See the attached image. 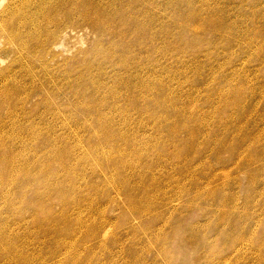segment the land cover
Instances as JSON below:
<instances>
[{"label": "rangeland", "instance_id": "rangeland-1", "mask_svg": "<svg viewBox=\"0 0 264 264\" xmlns=\"http://www.w3.org/2000/svg\"><path fill=\"white\" fill-rule=\"evenodd\" d=\"M50 1L0 0V155L15 160L14 180L0 183V264H223L218 255L224 264H264V0H194L203 17L195 19L187 0H136L149 30L163 34L131 32L123 49L116 40L113 59L136 62L127 72L110 71L109 58L100 69L95 57L108 36L98 41L86 26L59 39L43 68L27 17L40 19ZM186 23L196 31L181 30ZM140 76L159 89L139 88ZM120 78L140 92L136 104L128 91L112 99ZM65 150L63 162L54 151ZM48 213L49 224L36 220Z\"/></svg>", "mask_w": 264, "mask_h": 264}, {"label": "bare ground", "instance_id": "bare-ground-1", "mask_svg": "<svg viewBox=\"0 0 264 264\" xmlns=\"http://www.w3.org/2000/svg\"><path fill=\"white\" fill-rule=\"evenodd\" d=\"M116 1H118V0H51L49 3L48 2H43V4H41L40 5V7H39V9L38 10H40V11H43V15L41 16V18L39 19L37 16H29V17H27V24H29L30 25V29L28 30V31H26V33H27V35H28V37L32 40V42L33 43H35V44H37V47H38V49H37V58L39 59V61H41V65L43 66V68H47V66H48V64H49V62L51 61V60H54V57H56L57 55H58V52L56 51V49H57V45H61V43L60 44H58V42H59V39L61 40V38L63 39V38H65V37H67V36H69L70 34H71V36H72V34H75L76 33V31L74 30V28H75V26H86L91 32H93V33H95L96 34V36H97V40L98 41H103L107 36H108V38H107V40H106V43H108L105 47H104V49H103V51L101 52V53H99V55H98V57H95V61L97 62V63H100V65H99V67H100V69H103V66H101V64H102V61H105L106 60V58H109V59H107L106 61H108V60H111V61H113L112 63H110V66H111V68H110V71L112 70V71H116L117 69H119V68H123V70H125L126 72H127V66H132V64L134 63H136L134 60H126V58H125V54L124 53H119V54H117V60H114L113 59V52L115 51V48H116V40H122V41H124V39L127 37V35L129 34V33H134V32H136L137 34H141V32L142 31H145L146 29H151V27H150V22H151V19H148V12L147 11H144L145 13H146V16H145V18H140V16H142L143 15V13L142 14H138V13H136L137 11L134 9V5H132V3L134 2H136V0H131L130 2H129V4H124V5H126V6H124L125 8H121V7H123V2L121 3L122 4V6H120V7H114L113 6V3L114 2H116ZM128 1V0H127ZM137 1H139V0H137ZM146 1V0H145ZM149 1V0H148ZM185 1V0H184ZM125 2V1H124ZM147 2V1H146ZM183 2V1H182ZM126 3V2H125ZM181 3V2H180ZM117 4H118V2H117ZM120 4V5H121ZM146 4V3H145ZM149 4V3H148ZM147 4V5H148ZM201 5H203V3L201 4ZM117 6H119V5H117ZM198 6H200V5H198ZM205 6V7H204ZM79 7H81L80 9H79ZM148 7V6H147ZM202 7V6H201ZM120 8V9H119ZM147 8H145V10H146ZM176 10H177V12H176V14L178 15V17L179 16H182V14H183V12H182V10H183V8H181V7H178V8H176ZM186 10H188L187 11V14H188V12H190L188 15V17H191V18H193V19H195V18H197V17H200V18H203L202 17V14H201V12H200V9H197V7H196V5H195V1L194 0H187V3H186ZM202 10H207V12L208 11H210L209 10V6L208 5H203V9ZM136 11V12H135ZM142 12V11H141ZM204 12V11H203ZM206 12V13H207ZM138 14V15H136V14ZM185 13V12H184ZM175 14V15H176ZM187 14H185V15H187ZM204 14H205V12H204ZM203 14V15H204ZM176 15V16H177ZM184 15V14H183ZM175 16V17H176ZM177 18V17H176ZM205 18V17H204ZM183 19H185V18H183ZM182 19V21L184 22V20ZM187 19V18H186ZM177 21V20H176ZM180 21V20H179ZM187 21H188V19H187ZM215 22V21H214ZM213 21L211 22V21H208L206 24L208 25V29L209 28H211V26H215V24H216V22L215 23H213ZM8 25H9V23H8ZM53 26V29H48V26ZM160 26V25H159ZM163 26V25H162ZM193 26H195V25H193ZM193 26H190V24L188 23H186V24H182L180 27H181V30H184V31H188V32H190L189 31V28L191 29V31H192V29L193 30H195L196 31V27H193ZM197 26V25H196ZM179 27V26H178ZM193 27V28H192ZM80 28V27H79ZM159 28V27H158ZM163 28V27H162ZM73 29V30H72ZM76 29V28H75ZM199 29V28H198ZM197 29V30H198ZM215 29H217V28H215ZM215 29H214V31H215ZM212 30H213V28H212ZM198 31H200V29L198 30ZM220 31V30H219ZM15 32V35L17 36V38H19V40H21V44H23V42L24 41H27L23 36H22V34H21V32L19 31V29H18V27H17V31H14ZM215 32H218V30H216ZM25 33V34H26ZM131 33V34H132ZM159 33V35H158V37L159 36H161V34H163V32H162V30L161 29H157V31H152V30H149V35H151L152 37L154 36V38L156 37V35ZM136 34V35H137ZM131 38L133 37V39H135L134 38V35H131L130 36ZM161 38V37H160ZM132 39V40H133ZM150 39V38H149ZM156 39V38H155ZM155 39H153L154 41H155ZM138 40V39H137ZM136 40V41H137ZM140 40H141V38H140ZM156 40H158V39H156ZM121 41V42H122ZM126 41V45H127V42H128V39L127 40H125ZM124 41V42H125ZM130 41V40H129ZM134 41V40H133ZM132 41V42H133ZM151 41V40H150ZM264 41V40H263ZM118 42V41H117ZM147 42H149V41H147ZM152 42V41H151ZM123 43V42H122ZM129 43H131V42H129ZM155 43H156V41H155ZM117 44H119V42L117 43ZM121 44V43H120ZM125 43H123L122 44V49L124 48V46H126V45H124ZM103 45V44H102ZM131 45V44H130ZM130 45H128V47L130 46ZM135 45V44H134ZM145 45V47L146 46H148V43L147 44H144ZM121 46V45H120ZM155 47V46H154ZM92 48V47H91ZM103 48V47H102ZM130 48H132V47H130ZM135 48V47H134ZM140 47H138V49H139ZM156 48V47H155ZM141 49H142V46H141ZM86 50V49H85ZM127 50V49H126ZM134 50V49H133ZM156 50V49H155ZM129 49H128V51H127V53H129ZM136 51H137V49H136ZM121 52V51H120ZM88 53V52H87ZM134 53H141L140 51L139 52H134ZM133 54V53H132ZM87 55V54H86ZM131 55V54H130ZM141 55V54H140ZM96 56V55H95ZM120 56L122 57V58H120ZM134 57V56H133ZM137 57V56H136ZM130 58H132V56L130 57ZM143 59V58H142ZM146 59V58H145ZM144 59V60H145ZM135 60H137V59H135ZM110 61V62H111ZM143 61V60H142ZM139 65H140V62H137ZM142 63V62H141ZM109 64V63H108ZM138 64H136V65H138ZM108 66V65H107ZM137 67V66H136ZM130 69V68H129ZM132 70L134 69V68H131ZM130 69V70H131ZM147 69H148V67H147ZM157 69V68H156ZM149 70V69H148ZM134 71H136V70H134ZM151 71V70H150ZM104 72H105V74H107L106 73V71L104 70ZM133 72V71H132ZM153 72L155 73V70H153ZM111 73V72H110ZM116 72H114V74H115ZM124 73V72H123ZM130 73H131V71H130ZM136 73H139V72H136ZM150 73H152V71L150 72ZM119 74V72L116 74V75H118ZM129 74V73H128ZM127 75V74H126ZM135 75V74H134ZM133 75V76H134ZM143 75H144V73H143ZM146 75V74H145ZM148 75V74H147ZM146 75V76H147ZM112 76V75H111ZM121 76V75H120ZM123 76H125V75H123ZM139 76V75H138ZM146 76H140L141 77V79L139 78L138 79V81L136 82L137 83V85H140V87L139 88H145V90L146 91H148V90H150V91H152L151 89H153V88H156L155 86H156V84H154L153 85V83H152V81H150L151 82V84L153 85L152 86V88H151V85H149L150 84V82H149V84H147V81L146 80H148V79H146ZM151 76H153L152 74H151ZM155 76V75H154ZM54 77V76H53ZM108 77H109V74H108ZM114 77H115V75H114ZM118 77H119V75H118ZM129 77H131L132 78V76H131V74H130V76ZM135 77H136V75H135ZM134 77V78H135ZM145 77V80H142V78H144ZM148 77V76H147ZM72 78V77H71ZM116 78V77H115ZM126 78V77H125ZM124 77L122 78V79H125ZM138 78V77H137ZM136 78V79H137ZM114 79V78H113ZM117 79V78H116ZM121 78H120V81L119 82H117L116 84H117V86H118V84H120L119 85V87H117V89H118V91H117V89L115 88V86H114V89H113V91H114V93H113V96H112V99H114L115 100V98L116 97H120V95L122 94V93H124V92H126V91H128L129 92V94H127L126 93V95H128V98L127 99H131L133 102L131 103V104H136L137 102H138V100H139V95H138V93L140 94V92L138 91L137 92V90H136V88L134 89V88H132V87H130V85L131 84H129V86H128V84L126 83V84H124L127 80H125V82L123 83ZM132 80H133V78H132ZM131 80V81H132ZM152 80V79H151ZM237 80V79H236ZM116 80H114V82H115ZM118 81V80H117ZM131 81H130V83H131ZM164 81V80H163ZM113 82V83H114ZM128 82H129V80H128ZM104 83H106L105 82V80H104ZM111 83V82H110ZM109 83V84H110ZM109 84L107 85V86H109ZM133 84H135V83H133ZM102 85H104V84H102ZM111 85V84H110ZM113 85H115V83L113 84ZM121 85H126L125 87H124V89H121V91H119V88H120V86ZM161 85V84H160ZM106 86V87H107ZM128 86V88H126ZM133 86V85H132ZM105 87V86H104ZM122 87V86H121ZM137 87V86H136ZM110 88H112V86H110ZM109 88V89H110ZM157 89H159V88H156V90ZM9 90V89H8ZM16 90V89H15ZM14 90V92L16 93V91ZM123 90V91H122ZM141 90V89H140ZM144 90V89H143ZM142 90V91H143ZM155 90V89H154ZM110 91H112L111 89H110ZM109 90H108V92H110ZM6 92H8V93H6V94H8V95H14L13 94V92L12 91H6ZM78 92V91H77ZM107 92V91H106ZM108 92H107V95H108ZM155 92V91H154ZM144 93V92H143ZM148 93H149V91H148ZM157 93V92H156ZM104 94H106V93H103V95ZM110 94H111V92H110ZM109 94V95H110ZM125 94V93H124ZM141 94H142V92H141ZM152 94V93H151ZM11 95V96H12ZM16 95V94H15ZM148 95V94H147ZM30 95L28 94V96L26 97V95H25V100H27L28 99V97H29ZM125 96V95H124ZM17 97H18V95H17ZM108 97V96H107ZM144 97H145V95H144ZM143 97V95H142V98H144ZM151 97V96H150ZM9 98H12V97H9ZM109 98V97H108ZM124 98V97H123ZM141 98V99H142ZM12 99H15V98H12ZM111 99V98H110ZM122 99V98H121ZM126 99V100H127ZM125 100V101H126ZM153 101V103H156V105H161L160 104V102H157V99H156V101H155V99L153 98H150V101ZM161 100V99H160ZM21 101V100H20ZM19 101V102H20ZM113 101V100H112ZM122 101H123V99H122ZM124 101V102H125ZM143 100H141V102H142ZM94 102H96V100L94 101ZM109 102H111V101H109ZM120 102H121V100H120ZM123 102V103H124ZM80 103V102H79ZM122 103V102H121ZM52 104H55V102L54 103H52ZM59 104V103H58ZM116 104V103H115ZM114 104V105H115ZM79 105V104H78ZM81 105V104H80ZM147 105V104H146ZM146 105H144V106H146ZM55 106V105H54ZM58 106V105H57ZM61 106V105H60ZM90 106V105H89ZM121 106V105H120ZM123 106V105H122ZM56 107V106H55ZM80 107V106H79ZM78 107V108H79ZM82 107V106H81ZM80 107V108H81ZM91 107V106H90ZM83 108V107H82ZM118 108V107H117ZM146 108V107H145ZM149 109V108H148ZM151 109V108H150ZM147 110V109H146ZM149 112H150V110H148ZM146 112V111H145ZM108 114H109V112H108ZM108 114L106 115V116H108ZM100 115V114H99ZM110 115V114H109ZM101 116V115H100ZM99 116V117H100ZM105 116V117H106ZM104 117V116H103ZM111 117V116H110ZM102 118V117H101ZM97 119V118H96ZM95 119V120H96ZM98 119H100V118H98ZM108 120V119H107ZM106 120V121H107ZM109 120H111V119H109ZM109 120H108V122H109ZM63 121V120H62ZM98 121V120H97ZM102 121V120H101ZM103 121H105V119L103 120ZM105 121V122H106ZM107 122V123H108ZM116 122V121H115ZM102 123V122H101ZM200 123V122H199ZM202 123V122H201ZM200 123V124H201ZM92 124V123H91ZM90 123H89V125H91ZM109 125H110V122H109ZM113 125V124H112ZM116 125V124H115ZM198 125V124H197ZM206 126V125H205ZM31 127V126H30ZM35 127V126H34ZM90 127V126H89ZM98 127H99V125H98ZM104 127V126H103ZM109 127V126H108ZM184 127V126H183ZM116 128H117V125H116ZM31 129H33V128H31ZM100 129H102V128H100ZM112 130L114 131V128H112ZM117 130V129H116ZM174 130V129H173ZM178 130V129H177ZM95 131V130H94ZM171 131V130H170ZM176 132V131H175ZM120 133V132H119ZM119 133H118V135H119ZM194 133V132H193ZM35 134V133H34ZM95 134H98V137H105V138H107L106 137V135L107 134H109V133H106V135H104L103 133H101V132H98V133H94V136H97V135H95ZM121 134V133H120ZM174 134H176V133H174ZM191 134V133H190ZM39 135V134H38ZM38 135H37V137H38ZM111 135V133L109 134V136ZM122 135V134H121ZM173 135V134H172ZM192 136H190V137H193V135L194 134H191ZM196 136V134L194 135V137ZM202 136V135H201ZM94 138H96V137H94ZM2 139V138H1ZM1 139H0V142H1ZM190 139H192V138H190ZM242 140H245V138H243V137H241L240 139H239V142L240 141H242ZM190 141V140H189ZM193 141H195V140H193ZM192 142V141H191ZM190 142V143H191ZM122 143V142H121ZM252 143V142H251ZM0 144H2V143H0ZM8 144V143H7ZM4 145H6V144H4ZM8 146V145H7ZM194 146V145H193ZM249 146V145H248ZM2 147V146H1ZM103 147V146H102ZM229 147V146H228ZM228 147H227V149H228ZM4 148V147H3ZM3 148H2V150H3ZM190 148V147H189ZM8 149H10V148H8ZM71 150V149H70ZM69 150V151H70ZM66 151V150H65ZM69 151H66V152H61V153H59L58 154V152L57 151H54V154L55 155H57V157H58V159H60V161H63L64 162V159L66 158V157H69L68 156V154H69ZM257 151V150H256ZM46 152V151H45ZM57 154H56V153ZM71 152V151H70ZM4 153V152H3ZM1 154H2V152H1ZM6 154V153H5ZM3 155V156H1L0 157V183L2 184H4L5 182H7L8 183V181H9V183L10 182H12L11 180L13 179L14 180V177H13V173H12V169L14 168L13 166H14V162H15V160L13 159V157L11 156L10 158H8V153H7V155ZM42 154H43V152H42ZM41 154V155H42ZM46 154V153H45ZM96 154V153H95ZM44 155V154H43ZM42 155V156H43ZM50 155H52V154H50ZM55 155H53V156H55ZM233 155V154H232ZM241 155V154H240ZM33 156H34V154H33ZM45 156H47V154L45 155ZM45 156H43V157H45ZM72 156V155H71ZM160 156V155H159ZM17 157V156H16ZM50 157V156H49ZM106 157V156H105ZM48 158V157H47ZM56 158V157H55ZM75 158V157H74ZM111 158H113V155L112 156H109V157H107V161L109 162V160L111 159ZM232 158H233V156H232ZM243 158V157H242ZM241 157L240 158H238V160H239V162H241L242 159ZM17 159V158H16ZM43 159H45V158H43ZM68 159V158H67ZM66 159V160H67ZM114 159V158H113ZM118 159V158H117ZM116 159V160H117ZM249 159H251V156H249L248 158H246L245 160V162H249ZM47 160H49V158L47 159ZM47 160L45 161V162H47ZM252 160V159H251ZM41 161H43V160H41ZM137 161V160H136ZM244 162V161H243ZM33 163L35 164L36 162H34L33 161ZM50 163V162H49ZM158 163V162H157ZM29 164V163H28ZM27 164V165H28ZM33 164V165H34ZM46 164V163H45ZM107 164V163H106ZM109 164V163H108ZM117 164V163H116ZM128 164V163H127ZM9 166L8 167V170H6V166ZM32 165V166H33ZM51 165V164H50ZM50 165H48V166H50ZM64 165V164H63ZM47 166V167H48ZM103 166V165H102ZM153 166V165H152ZM151 166V167H152ZM29 167V166H28ZM34 167H35V165H34ZM44 167H46L45 165L43 166V168ZM39 168V167H38ZM107 168H108V166H107ZM46 169V168H45ZM65 169V168H64ZM63 170V169H62ZM67 170V169H66ZM11 171V173H9ZM43 172H45V171H42V173ZM40 174H42L41 173V171L39 172ZM38 173V174H39ZM20 177V176H19ZM21 177L24 179H27V178H29L28 177V173H25V172H23V174H21ZM20 177V178H21ZM92 178V177H91ZM115 178V177H114ZM15 179H17V178H15ZM21 181H22V179H20ZM17 181H18V179H17ZM21 181H19V182H21ZM28 181V180H27ZM114 181V180H113ZM7 183H5V184H7ZM14 183H17V182H15L14 181ZM13 184V183H12ZM214 185V184H213ZM2 186H6V185H2ZM14 186H15V184H14ZM1 187V186H0ZM8 187V186H7ZM16 187V186H15ZM120 187V186H119ZM2 188V187H1ZM6 188V187H5ZM3 189V188H2ZM52 189V188H51ZM56 189V188H55ZM1 190V189H0ZM21 190V189H20ZM57 190H58V188H57ZM52 192H53V190H51ZM127 191V193L129 192L128 191V189L126 190ZM1 192V191H0ZM201 192H202V190L200 189L198 192H197V194H195V197L193 198V199H200V194H201ZM13 195H15V194H13ZM126 195V194H125ZM128 195V194H127ZM128 197V196H127ZM193 197V196H192ZM191 197V198H192ZM129 198V197H128ZM130 200V199H129ZM225 202V201H224ZM192 203H193V200H192ZM216 204V203H215ZM135 205V204H134ZM133 205V206H134ZM130 207V206H129ZM210 207V206H209ZM131 208H132V205H131ZM138 209H139V207H137ZM135 209V208H134ZM146 209V208H145ZM132 210V209H131ZM144 211V210H143ZM146 211H148V210H146ZM219 211V210H218ZM133 212V211H132ZM157 214V213H156ZM163 214V213H162ZM42 215V214H41ZM140 215H141V213H140ZM143 215V214H142ZM158 215V214H157ZM161 215V214H160ZM185 215V214H184ZM50 215H49V213L47 214V215H45V216H37V218H36V220L38 221V222H43V221H48L49 219H50V217H49ZM174 216V215H173ZM178 216H180V215H178ZM214 216V215H213ZM80 217V216H79ZM159 217V216H158ZM176 217V216H175ZM182 217V216H181ZM51 218H52V216H51ZM177 218V217H176ZM242 218V217H241ZM159 219V218H158ZM161 219H162V217H161ZM69 220V219H68ZM80 220V219H79ZM178 220H180V219H178ZM177 220V221H178ZM184 220V219H183ZM76 221H77V218H76ZM155 221H156V218H155ZM159 220H157V222H158ZM168 221V220H167ZM65 222H67V221H65ZM73 222V221H72ZM80 222V221H79ZM75 223V222H74ZM77 223V222H76ZM155 223V222H154ZM171 223V222H170ZM239 223H240V221H239ZM47 224H49V221H48V223ZM54 224V223H53ZM78 224V223H77ZM256 224H257V222H256ZM169 225V224H168ZM186 225V224H185ZM236 225V224H235ZM244 225V224H243ZM62 226H63V224H62ZM65 226H66V224H65ZM181 226H183V225H181ZM202 226V225H201ZM161 227V226H160ZM46 228V227H45ZM134 228V227H133ZM166 228V227H165ZM201 228V227H200ZM48 229V228H47ZM156 229V228H155ZM163 229V228H162ZM179 229V228H178ZM258 230L260 229V228H257ZM46 230V229H45ZM88 230V232L90 233L91 231H89V229H87ZM94 230V229H93ZM198 230V229H197ZM146 231V230H145ZM144 231V232H145ZM154 231V230H153ZM177 231V230H176ZM175 231V232H176ZM260 231V230H259ZM87 232V231H86ZM155 232V231H154ZM153 232V233H154ZM73 233V232H72ZM92 233H94V232H92ZM179 233V232H178ZM255 233V232H254ZM86 234V233H85ZM152 234V233H151ZM90 235H91V233H90ZM158 234H156V236H157ZM165 235V234H164ZM171 235V234H170ZM88 236V235H87ZM147 236V235H146ZM160 236H161V234H160ZM160 236H158V237H160ZM152 237V236H151ZM157 237V238H158ZM262 237V236H261ZM88 238V237H87ZM90 238V237H89ZM165 239V238H164ZM183 239V238H182ZM206 239V238H205ZM141 240V239H140ZM155 240V239H154ZM167 240V239H166ZM172 240V239H171ZM176 240V239H175ZM150 241V240H149ZM214 241V240H213ZM140 242V241H139ZM151 242V241H150ZM171 242V241H170ZM198 243V242H197ZM211 243H213V242H211ZM249 243V242H248ZM148 244V243H147ZM169 244V243H168ZM191 244V243H190ZM258 244V243H257ZM262 244V243H261ZM146 245V244H145ZM204 245V244H203ZM240 245V244H239ZM258 245H260V244H258ZM159 246V245H158ZM161 246V245H160ZM210 246V245H209ZM238 246V245H237ZM104 247V246H103ZM147 247V246H146ZM156 247V246H155ZM154 247V248H155ZM257 247V246H256ZM89 248V247H88ZM137 248V247H136ZM161 248V247H160ZM171 248V247H170ZM187 248H189L188 246H187ZM190 248H191V246H190ZM241 248V247H240ZM248 248V247H247ZM250 248V247H249ZM56 249V248H55ZM90 249V248H89ZM134 249V248H133ZM182 249V248H181ZM186 249V248H185ZM237 249H238V247H237ZM244 249V248H243ZM141 250V249H140ZM162 250V249H161ZM166 250V249H165ZM250 250V249H249ZM75 252H77V250H74ZM136 251V250H135ZM171 251H172V249H171ZM175 251V250H174ZM233 251V250H232ZM231 251V252H232ZM251 251V250H250ZM256 251V250H255ZM55 252H57L56 250H55ZM137 252V251H136ZM150 252V251H149ZM162 252V251H161ZM166 252V251H165ZM207 252V251H206ZM220 252H222L221 250L218 252V254L220 253ZM244 252V251H243ZM246 252V251H245ZM253 252V251H252ZM257 252V251H256ZM259 252V251H258ZM24 253V252H23ZM134 253V252H133ZM229 253V252H228ZM233 253V252H232ZM139 254H141L140 252H139ZM143 254V253H142ZM141 254V255H142ZM163 254V253H162ZM167 254H168V252H167ZM243 254V253H242ZM249 254V253H248ZM8 255V254H7ZM134 255V254H133ZM137 255V254H136ZM135 255V256H136ZM227 255V254H226ZM230 255V254H229ZM218 256H220L218 259L219 260H217L218 261V263H220V262H227V256H221V255H218ZM237 256V255H236ZM244 256V255H243ZM242 256V257H243ZM254 256V255H253ZM257 256V255H256ZM256 256H255V258H256ZM10 257H11V255H10ZM138 257V256H137ZM176 257H177V255H176ZM198 257V256H197ZM250 257V256H249ZM262 257V256H261ZM167 258H168V256H167ZM232 258V257H231ZM25 259V258H24ZM77 259V258H76ZM261 259H263V258H261ZM14 260V259H13ZM12 260V261H13ZM78 260V259H77ZM135 260V259H134ZM173 260V259H172ZM177 260V259H176ZM235 260V259H234ZM243 260V259H242ZM78 261H80V260H78ZM89 261H91V259L90 258H88V261L86 262V264H89ZM140 261V260H139ZM165 261V260H164ZM170 261V260H169ZM191 262V261H190ZM232 262V261H231ZM235 262V261H234ZM75 263H77V262H74V264ZM79 263V262H78ZM111 263H113V262H111ZM174 263H176V262H174ZM185 263V262H184ZM188 263V262H187ZM216 263V262H215ZM223 263V264H224ZM229 263V262H228ZM108 264V263H107ZM134 264V263H133ZM140 264H142V263H140ZM166 264V263H165Z\"/></svg>", "mask_w": 264, "mask_h": 264}]
</instances>
